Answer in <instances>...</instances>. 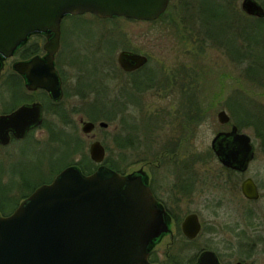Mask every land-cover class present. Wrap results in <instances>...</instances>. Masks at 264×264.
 <instances>
[{
    "label": "rangeland",
    "instance_id": "1",
    "mask_svg": "<svg viewBox=\"0 0 264 264\" xmlns=\"http://www.w3.org/2000/svg\"><path fill=\"white\" fill-rule=\"evenodd\" d=\"M241 1L169 0L165 12L151 21L123 17L100 21L89 14H85L83 19L65 16L61 20L60 47L56 59L67 78V84L72 86L76 76L83 80L85 87H97L103 80L109 87L110 98L117 102L115 106H110L97 101L94 106L90 104L94 94L84 104V101L69 96L71 105L85 108L82 122L77 121L76 129L70 128V133L62 136L56 133L53 136H35L33 143L49 149L35 151L29 147L22 148L21 162L19 166L15 165L17 170L23 171L20 167L23 164L31 178L47 180L66 165L82 167L88 159L92 161L88 152L89 144L99 140L105 147L104 160L110 159L119 166L121 172L130 175L136 170H146L144 163L148 160L155 162L160 145H175L180 138L183 145L175 159L179 161L196 154L199 160L197 170L211 178L220 168L210 154V141L218 130L230 127L217 120V113L225 110L230 116V124H239L237 128L251 137L255 157L245 175L259 183L261 196L254 202L239 201L236 207L240 208L235 209V200L210 190L197 193L192 208L201 213L204 223L211 221L204 226L200 240L209 241L210 246L222 255L224 264H231L244 256L247 251L243 248L238 250L235 247L234 255H229L224 248L225 242H237L238 237L230 228L237 223L238 229L244 232L242 240L253 241L259 233L264 236V136L261 134L262 122L264 125V17L257 19L245 15ZM258 1L264 8V0ZM210 5L219 8V15L211 18L202 14V20L200 9ZM223 9L238 20H230ZM223 23H229L233 31L245 36H249L250 31L252 35L248 42L240 38L236 42L242 52H248V57H236L235 51L231 52L223 43L231 38L228 27ZM245 25H248L247 29ZM221 28L225 31L223 35ZM39 40L44 42L43 37ZM33 43L31 41L28 45ZM124 49L148 57L146 64L134 74L125 73L118 66L117 55ZM19 55L17 53L11 61L18 59ZM250 66L252 70L256 66L259 74L255 76L256 68L253 72L247 71L251 69ZM189 69L194 71L193 85L197 94L196 102L192 103L193 99L183 98L178 89L179 80L190 81ZM136 77L139 83L132 81ZM130 81L133 84H129ZM120 91L124 100L120 98ZM235 98L243 100V104L248 102L253 105L249 107L254 110L250 111V117H257L262 121L261 124L256 126L245 121L243 109L239 108L238 103V109L234 107ZM2 100L0 110L5 101ZM6 103L13 102L11 98H6ZM94 107L97 116L94 115ZM103 112L107 118L102 117ZM92 119L94 130L83 134L81 125ZM100 121L108 123V126H99ZM123 134H127L133 144L131 146L130 142L128 148L117 149L115 140L118 138L119 141V136ZM148 143L152 144L150 149L147 148ZM93 163L94 167L99 165ZM164 165L160 164L159 168L151 166L150 171H154L157 179L163 178L161 171ZM51 172L53 174L50 176ZM7 179L4 178L3 182ZM217 197H220L218 205L207 208L203 205L204 202L214 203ZM250 260L253 264H264V246L254 249Z\"/></svg>",
    "mask_w": 264,
    "mask_h": 264
},
{
    "label": "water",
    "instance_id": "2",
    "mask_svg": "<svg viewBox=\"0 0 264 264\" xmlns=\"http://www.w3.org/2000/svg\"><path fill=\"white\" fill-rule=\"evenodd\" d=\"M169 0H0V57L14 54L33 33H49L43 44V58L34 56L16 61L15 71L24 75L28 88H43L53 99L61 97V81L54 66L60 45L61 20L68 15L92 14L100 19L123 17L151 21L166 10ZM247 14L264 17L255 0H243ZM147 57L121 50L117 63L125 71L142 67ZM1 68V58H0ZM38 104L22 105L9 115L0 116V140L7 129L16 136L40 121ZM219 122L230 116L217 113ZM101 127L108 123L100 121ZM94 124L84 123L89 133ZM6 135V136H5ZM219 161L244 171L254 158L251 137L232 125L211 141ZM90 159L99 164L89 174L76 166L62 169L54 179L36 188L8 216H0V264H150L148 255L153 239L167 231L163 210L158 207L141 174H122L103 163L105 147L99 140L89 145ZM247 199L258 197L251 178L242 182ZM191 231H187V226ZM185 233L199 229L195 216H189ZM210 256V258H208ZM212 252H205L200 264H216ZM215 262V263H214Z\"/></svg>",
    "mask_w": 264,
    "mask_h": 264
},
{
    "label": "flooded vegetation",
    "instance_id": "3",
    "mask_svg": "<svg viewBox=\"0 0 264 264\" xmlns=\"http://www.w3.org/2000/svg\"><path fill=\"white\" fill-rule=\"evenodd\" d=\"M255 1H257L261 5L258 0ZM242 2L243 0L241 1V4ZM243 13L248 17L262 18L247 14L245 11H243ZM48 35L49 33H33L28 36L27 40L23 44L17 47L12 56L7 58L0 57V80L2 79V86L0 87V99L2 100L4 98L5 100H2L4 102L3 107L0 110V116L9 115L22 105L38 104L41 109L39 123L31 126L23 136H16L14 130L9 128L6 131L7 138L5 139V141L0 140V216H8L13 213L18 205L36 188L43 184L50 183L62 169L69 166H64L47 180L33 179L31 178V175L25 172L26 167L23 166V164L20 167L23 169L24 173L22 170H17L16 168L21 162L22 148L29 147V149H34L35 151L40 149L48 150V147L47 149L45 146H40L38 143H33L32 139H34L35 136L42 134L53 136V134L56 133L58 136H62L65 133H70V128L73 130L76 129L78 123L77 121L82 122V118L84 116L83 111L85 110V108L80 107L76 104L71 105V103L69 102V96L84 101V104L85 102H87L89 96L91 94H94V99L92 100V102H90V104L94 106L95 104L97 105V87H85V85L82 84L83 80H80L79 76L75 77L76 80L73 81L72 86H69L67 84V78L64 75V72H62L61 68H59L57 65L56 55L59 48L55 53L53 59L55 69L57 70L61 81L62 95L59 99H53L50 96L49 92L43 88L38 87L35 89H29L27 85L28 81L26 80L25 76L15 71V69L13 68V64L16 61H26L34 56H39L41 58L45 56L46 51L43 50V44L48 38ZM42 37L44 38L43 43H41V41L39 40ZM31 41H34V43L29 46L28 44ZM30 50L35 51L31 55L24 57L23 54L28 53ZM128 51L136 52L133 50ZM17 53L20 54V57L11 61ZM142 67H139L138 69H135L133 71H125L121 67L120 69L125 73L133 74ZM178 74H180L179 71ZM188 76L190 77V81H184L183 79L182 81L179 80L178 85H180L178 89L182 92L183 98L193 99L191 101L192 103L196 102L197 99L196 89L193 85L194 71L190 70V74H188ZM179 77L181 78L180 75ZM129 84L133 83L130 81ZM125 93L126 95H128L129 91ZM6 98H11L13 103H6ZM120 98L124 100V96L121 91ZM88 100H90V98ZM95 108L96 107H94V115L97 116V110ZM95 116L94 118H96ZM93 120L94 119L90 120V122L94 124L92 131L95 128V123ZM84 123L85 122H83V124L81 125L80 130L83 134H86L82 131ZM219 123L227 126L229 125L230 127L226 130H218L214 134L212 139L217 133L228 132L233 125L230 124V120L225 123ZM237 131L241 132L238 128ZM127 136L128 135L126 134V140H124L126 141V143H128V146L126 148L130 146V142L131 146L133 144V141H129V138H127ZM115 141L116 148L119 149L120 147L118 142L120 141H118V138H116ZM211 141L210 154H212L213 158L217 160L220 168V171H216L215 175L211 178H208L205 174L203 175V173L197 170V163L199 160L197 159L198 156H196V154L194 156L190 155L189 157L181 159L179 161L175 159L177 154H179L178 151L182 148L183 145L181 144L183 143V140L180 138L175 142V145H166L165 143H161L162 145L159 146L160 153L154 158L155 162L148 160L146 163H144V165L147 167L146 170L140 169L130 172V175L141 174L144 183L150 189L158 207L161 208L164 212L163 217L164 222L167 226V231L162 232L158 237L152 240L148 255V262L150 264H200L199 259L205 252H212L214 254V258H212L215 259L214 261L217 262L216 264H224L220 252L214 250V248L210 246L209 241L200 240L201 235L204 231V226L207 223L210 224L211 221L204 223V221L201 219V213L192 208L195 204L197 193H204L210 190H212L213 192L218 191L220 195L222 194L230 200H235V209L240 208V206L236 207V204L239 201H242L244 203L246 200L254 202L258 201L261 196L259 183L254 181L250 176L245 175L251 162L249 163L247 169L244 171H239L237 169H233L223 165L213 151L211 147ZM46 142L48 141L46 140ZM77 146H79V144H77ZM150 147H152V144L148 143L147 148L150 149ZM15 153L16 155H14ZM17 153L18 157L16 159L15 156H17ZM168 153H172V155H168ZM168 159L169 162H167ZM162 163L165 164L161 171L163 178L161 179V177H158L157 179L154 171H150V168L151 166H157V168H159L160 164ZM79 169L81 170L80 167ZM81 172L83 173L82 170ZM52 174L53 172H51L50 176ZM6 177H8L7 181L3 182V179ZM246 178H251L257 188L258 197L256 199H247L242 193V182ZM219 203L220 197H217L214 200V203L204 202L203 205L207 208L216 206ZM189 216H195L196 223L199 225V229L194 235H189L184 231L183 225ZM231 226H233L230 228L233 229V233L238 237V240L237 242H225L224 249L227 250V253H229V255L235 254V247L238 250L243 248L245 251H247L246 253H244V251L241 250V252H243L245 255L242 257H238L231 264H253L250 258L254 252V249L256 250L258 247L259 249H261L264 246V236L260 235L259 233L256 235V238L253 241L242 240L244 238V232L243 230L238 229L239 227L237 226H239V224L237 223ZM191 229L192 228L188 225L187 231H191ZM209 229L212 230L213 228H211L210 226ZM235 244L236 246H233ZM208 258H210V256H208Z\"/></svg>",
    "mask_w": 264,
    "mask_h": 264
},
{
    "label": "trees",
    "instance_id": "4",
    "mask_svg": "<svg viewBox=\"0 0 264 264\" xmlns=\"http://www.w3.org/2000/svg\"><path fill=\"white\" fill-rule=\"evenodd\" d=\"M223 12L225 11V9H223L222 10ZM219 13H220V10H219V8L218 7H215V5H210L208 8L206 7V8H203V6H202V8L200 9V15H201V18H202V20L204 19L202 16L203 15H208L209 17H211V18H215V17H217L218 15H219ZM224 13H226V14H228L229 16H230V20H238V18L236 17V16H233V14L231 13V15H230V13L229 12H224ZM203 14V15H202ZM89 15H91V16H93V17H95L97 20H102V19H99L98 17H96V16H94V15H92V14H89ZM84 16H85V14H83V15H68V17H71V18H77V19H83L84 18ZM112 18H116V17H112ZM117 19V18H116ZM258 19V18H257ZM239 21H241V20H239ZM232 21H230V23H231ZM242 23H244L243 22V20L241 21ZM225 26H226V28L228 29V31L230 32V36L229 37H231V38H229V40H228V42H226L225 40H224V44L227 46V47H229V49H230V51L232 52V51H235V52H233L234 54H235V56L236 57H238V58H241V57H248V52L247 51H241V47H238L239 45H237L238 43H236L237 42V40L240 38V39H243V40H245L246 42H248L250 39H251V35L252 34H250V31H249V33H248V35L249 36H245L244 34H242V33H238V32H236V31H233L232 29H233V26H231L229 23H223ZM244 27H246V29L248 28V25H245ZM243 27V28H244ZM226 30V29H225ZM221 33H222V35L223 34H225V31L221 28ZM207 35V34H206ZM207 36H210V35H207ZM211 37H216V36H211ZM113 40H111V42H112ZM34 51L35 50H30L28 53H25V54H23V56L24 57H27V56H29V55H31L32 53H34ZM251 67V66H250ZM256 68V70L255 71H257L258 70V68L255 66L254 68H253V70ZM251 71V72H253V70H252V67H251V69L250 68H248L247 69V71ZM134 74V73H133ZM257 74H259V71H257L256 72V74H255V76L257 75ZM133 82H136V83H139L138 82V78L136 77V78H134V80H132ZM100 93H103V94H100ZM97 101H100L103 105H112V106H115L116 105V100L113 98V99H111L110 98V95H109V87L104 83V81L102 80L99 84H97ZM233 101H235V103H233L235 106V108L236 109H238L237 107H238V105H237V103L239 104V108L240 109H243V111H244V113H245V117H246V120L245 121H247V122H249V123H252V124H254V125H256V126H258L259 124H261V122L262 121H259V119L256 117V118H252V117H250V111L252 112V111H254V110H251L249 107L250 106H253V105H251V104H249L248 102H246V103H242L243 102V100H240L239 98H238V100L235 98V100H233ZM241 102V103H240ZM109 115V114H108ZM102 117H105V118H107V114L106 113H104L103 112V116ZM249 118V119H248ZM239 123V122H238ZM238 128L240 127V125L239 124H237L236 125ZM262 126H263V128H262V131H261V134L264 136V125H263V122H262ZM125 137H126V135L125 134H123V136H121L120 135V142H118L119 143V147H120V149H125L127 146H128V143H126V141H124L125 140ZM93 162L92 161H90L89 159H88V162H87V164H85L84 166H82V167H80L81 168V170L83 171V173L84 174H89V173H91V172H93L95 169H96V167H94L93 166ZM104 164L105 165H107L108 167H110V168H112V169H114V170H116V171H119V172H121V170L119 169V166L117 165V164H115V163H113L110 159H105L104 160ZM98 166V165H97ZM123 173V172H122Z\"/></svg>",
    "mask_w": 264,
    "mask_h": 264
}]
</instances>
